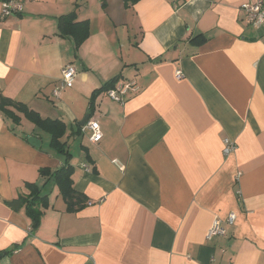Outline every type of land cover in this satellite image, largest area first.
<instances>
[{"label": "crops", "instance_id": "obj_1", "mask_svg": "<svg viewBox=\"0 0 264 264\" xmlns=\"http://www.w3.org/2000/svg\"><path fill=\"white\" fill-rule=\"evenodd\" d=\"M16 1L21 13L6 17L0 4V93L64 122L72 185L90 203L67 212L53 186L27 237L29 218L5 201L65 158L47 133L0 114V250L20 244L0 264H264V43L245 0ZM73 10L90 23L77 50L56 32ZM197 34L203 43H189ZM65 64L73 85L53 98ZM119 73L137 91L123 102L96 96L94 144L79 122L91 92ZM229 212L226 235L207 240Z\"/></svg>", "mask_w": 264, "mask_h": 264}, {"label": "trees", "instance_id": "obj_2", "mask_svg": "<svg viewBox=\"0 0 264 264\" xmlns=\"http://www.w3.org/2000/svg\"><path fill=\"white\" fill-rule=\"evenodd\" d=\"M138 0H123L126 7L136 3ZM177 3L180 0H171ZM57 35L61 38L70 37L73 41L74 49L77 50L81 44L89 37L90 23L88 20H77L75 11H70L56 18ZM206 37L203 34H197L189 39V43L200 44ZM157 58L156 61H160ZM122 79V75L116 74L111 77L100 87L91 92L88 115H92L94 111V99L104 91L113 89ZM126 82V81H123ZM0 114L10 120L14 125H18L24 118L32 123L36 128L49 135V147L65 158V162L58 168L50 169L48 167H40L38 170L40 182H25V192L16 198L5 201L6 205L13 210H23L30 220V228L27 237L34 236L40 224V219L44 209L49 206V195L52 187L56 186L58 195L65 203L67 212H76L83 209L89 200L83 193L75 190L73 187V166L70 164L71 154L68 150L67 143L61 138L66 132V125L60 119H50L41 117L36 111L28 108L22 102L14 100L0 93ZM26 139V138H25ZM86 158L89 156L86 154ZM90 171V169L88 170ZM91 171L95 172V168ZM210 228V227H209ZM219 237V236H218ZM20 244H16L8 250H0V255L9 254Z\"/></svg>", "mask_w": 264, "mask_h": 264}, {"label": "built area", "instance_id": "obj_3", "mask_svg": "<svg viewBox=\"0 0 264 264\" xmlns=\"http://www.w3.org/2000/svg\"><path fill=\"white\" fill-rule=\"evenodd\" d=\"M0 4L1 15L3 17L19 14L23 9L22 4L16 0H1ZM239 9L243 11L242 13L244 14L246 23L254 29L262 32L260 38L264 43V0H245L239 6ZM60 73L61 76L59 82H57L56 86L52 90L53 98H58L62 90L72 87L76 76V68L73 66V64H65L64 66H62ZM175 76L177 78H181V71L176 70ZM135 91H137V86L135 82L130 80L117 83L113 89L104 91V94H106V96L114 101L123 102V100L129 93ZM81 129L82 131H86L88 133V140L94 144L102 139L103 134L100 125L98 121L93 118H88ZM234 149L235 144L227 138L224 139L223 153L227 155ZM115 163L117 164L119 169L123 168L121 164L117 163L116 161ZM87 170L89 169L87 168ZM235 217L237 216H235L233 212H229L223 219L216 217L213 220L210 228L206 232V239L211 240L212 238L217 236H225L226 230L222 224H234Z\"/></svg>", "mask_w": 264, "mask_h": 264}, {"label": "water", "instance_id": "obj_4", "mask_svg": "<svg viewBox=\"0 0 264 264\" xmlns=\"http://www.w3.org/2000/svg\"><path fill=\"white\" fill-rule=\"evenodd\" d=\"M88 117H89V115L86 114V115L82 118V120L79 122V124H80V125H84V123L86 122V120L88 119ZM27 141H28V143L30 144V146L32 145L34 148H37V147H39V145H40L39 140H38L37 138H35V137H32V136L28 137V138H27Z\"/></svg>", "mask_w": 264, "mask_h": 264}, {"label": "rangeland", "instance_id": "obj_5", "mask_svg": "<svg viewBox=\"0 0 264 264\" xmlns=\"http://www.w3.org/2000/svg\"><path fill=\"white\" fill-rule=\"evenodd\" d=\"M27 122V121H26ZM42 135H44V138H46L45 139V141L47 140V138H48V135L47 134H45V133H43ZM46 143V142H45ZM77 146H78V143H77ZM76 149H78V147H76Z\"/></svg>", "mask_w": 264, "mask_h": 264}]
</instances>
